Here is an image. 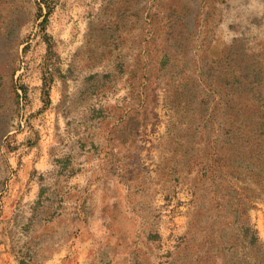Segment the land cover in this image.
<instances>
[{"label":"rangeland","instance_id":"obj_1","mask_svg":"<svg viewBox=\"0 0 264 264\" xmlns=\"http://www.w3.org/2000/svg\"><path fill=\"white\" fill-rule=\"evenodd\" d=\"M0 264H264V0H0Z\"/></svg>","mask_w":264,"mask_h":264}]
</instances>
